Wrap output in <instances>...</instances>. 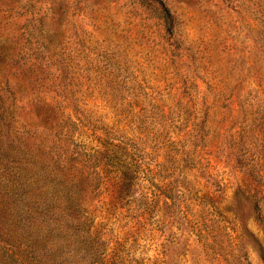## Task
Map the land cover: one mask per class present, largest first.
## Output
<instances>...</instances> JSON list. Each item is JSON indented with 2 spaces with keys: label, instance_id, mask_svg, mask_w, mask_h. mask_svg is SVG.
Instances as JSON below:
<instances>
[{
  "label": "rangeland",
  "instance_id": "obj_1",
  "mask_svg": "<svg viewBox=\"0 0 264 264\" xmlns=\"http://www.w3.org/2000/svg\"><path fill=\"white\" fill-rule=\"evenodd\" d=\"M264 264V0H0V264Z\"/></svg>",
  "mask_w": 264,
  "mask_h": 264
},
{
  "label": "trees",
  "instance_id": "obj_2",
  "mask_svg": "<svg viewBox=\"0 0 264 264\" xmlns=\"http://www.w3.org/2000/svg\"><path fill=\"white\" fill-rule=\"evenodd\" d=\"M13 254H16L15 260L19 264H41L37 256H29L19 247L12 248Z\"/></svg>",
  "mask_w": 264,
  "mask_h": 264
}]
</instances>
